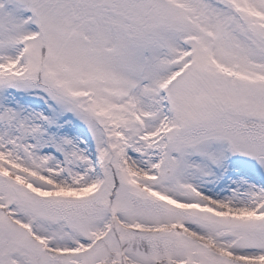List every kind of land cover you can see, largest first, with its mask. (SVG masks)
<instances>
[{"label": "snow or ice", "instance_id": "obj_1", "mask_svg": "<svg viewBox=\"0 0 264 264\" xmlns=\"http://www.w3.org/2000/svg\"><path fill=\"white\" fill-rule=\"evenodd\" d=\"M0 264H264V0H0Z\"/></svg>", "mask_w": 264, "mask_h": 264}]
</instances>
